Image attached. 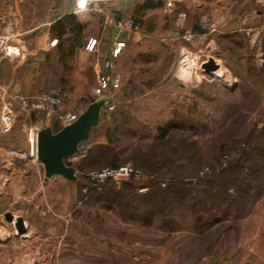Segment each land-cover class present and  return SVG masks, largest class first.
Masks as SVG:
<instances>
[{
    "label": "rangeland",
    "instance_id": "374dc122",
    "mask_svg": "<svg viewBox=\"0 0 264 264\" xmlns=\"http://www.w3.org/2000/svg\"><path fill=\"white\" fill-rule=\"evenodd\" d=\"M211 1L194 5L191 0H180L168 8L164 0H154V6L142 9L139 5L144 0H101L88 10L75 12L73 0H0V32L10 34L14 41H25L28 51L37 36L36 30H29L44 28L60 13H76L85 23L84 42L95 37L101 50L117 35L112 21L130 15L140 24L143 34L124 36L126 44L108 72L118 74L121 80L120 87L105 92L111 94L114 107L106 104L102 108L98 124L82 143L84 150L107 142L119 149L120 157L126 159L120 164L142 171L136 180L137 192L149 190L145 184L149 175L135 164L138 152L168 161L157 172L160 177L179 174L185 180L207 175L213 167L224 171L221 160L226 153H220V145L227 141L229 132L238 137L237 149L256 156L253 163L247 161L240 167L251 184L239 214L208 223L197 219L188 202L173 204L172 211L151 221L129 218L122 214L125 207L119 203L94 200L88 180L77 171L76 180L54 185L50 192L48 235L32 237L24 218L26 230L19 233L13 221L1 216L0 236H9L10 250L4 249V264H264V130H259L264 127V29L258 33L255 29L260 21L264 25V0L231 1L230 10L240 25L237 33L226 39L218 35L215 50L206 48L208 40L177 39L186 27L199 24L205 14L223 29L228 17L221 4ZM179 11L185 15L180 16ZM55 43L50 38L48 49L42 50L43 57L49 53L44 64L49 75L40 82L34 77L32 90L57 87L64 92V101L55 108L50 123H58L65 111L82 112L91 98L101 94L96 92V52L78 48L63 68L56 61ZM181 43L199 50L201 60L215 58L218 70L210 74L181 67ZM32 58L28 52L23 65H29ZM241 59L243 67L238 64ZM233 61L241 73H236ZM10 102L13 110L20 108L15 97ZM35 116L43 119L45 111L36 110ZM177 122L183 130L173 128L167 137L161 134L160 126ZM18 125L13 124L12 129L21 143L25 139L23 124ZM83 156L80 152L69 160L77 165ZM129 177L113 181L114 185L122 186ZM107 179L93 180L96 189L101 190ZM227 190L237 193L234 186Z\"/></svg>",
    "mask_w": 264,
    "mask_h": 264
},
{
    "label": "trees",
    "instance_id": "16d2710c",
    "mask_svg": "<svg viewBox=\"0 0 264 264\" xmlns=\"http://www.w3.org/2000/svg\"><path fill=\"white\" fill-rule=\"evenodd\" d=\"M154 0H144L139 8H148L154 6ZM135 20V23L140 24ZM44 28L39 30L35 28L36 35L40 32H47L51 39H56L55 51L57 52L56 61L59 62L63 68L68 67V61L73 59L78 48L84 47L85 43V23L74 12H65L55 15L52 20L44 25ZM196 34L203 31L200 23L193 26ZM210 36V35H209ZM126 44V40H125ZM106 48V47H105ZM48 51L44 54L40 62L38 73L34 75L39 82L47 77L48 71H45L44 64L49 60ZM261 68H263L261 66ZM264 81V78H262ZM261 80V82H263ZM45 82V80H44ZM35 87V83L33 84ZM61 89V88H60ZM62 90V89H61ZM36 92H31L33 94ZM90 100H93L91 98ZM34 110V114H35ZM99 122V121H98ZM54 131L62 127L60 122L55 121L51 123ZM98 124V123H97ZM91 128L90 132L93 128ZM173 128H183L181 122L175 124L163 125L159 130L163 136H168ZM183 130V129H181ZM259 130H264L261 127ZM89 132V134H90ZM260 132V131H259ZM234 132H229L227 141L221 143L220 153L224 151L226 156L224 160L226 165L224 171H218L214 167L207 175L197 176L196 180H185L182 175L176 174L169 178H162L157 175V172L167 164V160L163 157L161 159H154L150 155H145L143 152H138L134 156L135 164L144 168L149 175L145 184L149 187L146 192H137L136 188L138 182L134 176H130L128 180H124L122 186H115L113 180L108 178L103 184L101 190H97V184L88 175L91 167L100 166H118L125 162L126 159L120 157L121 151L115 148L111 143H94L85 150L80 145L81 151L84 152L82 161L74 165L76 170L84 176L91 188V195L94 200L106 199L111 201L112 205L119 203L129 218H142L144 220H153L155 217L166 215L167 211H172L173 204L180 202H188L194 215L200 221L217 222L226 219L230 216H237L239 214L240 205L246 201L249 196L250 182L247 176H242L240 167L243 163L250 161L253 163L255 153L250 157L249 153L241 152L236 145L238 137L234 136ZM89 136V135H88ZM162 136V138H163ZM252 138V136L249 135ZM86 140V139H85ZM248 143L250 138L247 139ZM167 143V141H166ZM228 158V159H227ZM68 164L71 161L66 158ZM202 165L196 167L198 171ZM85 167H90L85 169ZM234 186L237 189L236 194H230L228 188ZM87 200V199H86ZM110 205V204H109Z\"/></svg>",
    "mask_w": 264,
    "mask_h": 264
},
{
    "label": "crops",
    "instance_id": "0c3cea01",
    "mask_svg": "<svg viewBox=\"0 0 264 264\" xmlns=\"http://www.w3.org/2000/svg\"><path fill=\"white\" fill-rule=\"evenodd\" d=\"M191 1L192 4L195 5L200 4V2L203 0ZM231 1L232 0L211 1L222 5L224 16L228 17V20L225 24H223L222 30L218 26L217 31L219 32L210 34L208 43L206 44V48L208 47L210 50H215L218 48V35L221 38L223 37L226 39L228 38L227 35L232 36L236 30V27L240 25V21H237L238 16L235 14V12L232 13L230 10ZM178 13L180 16H182L181 13L185 14L184 11H179ZM34 29L35 28H32L29 31ZM255 29L257 30V33L264 29V25L261 23V21L256 25ZM115 38L116 35L113 36L111 43L107 45L106 48H103V50L99 49L100 52H96V55L93 58L95 71L98 68L104 73L109 72V69L105 66V61L111 57L110 50L113 47ZM49 40L50 36L47 32H40L36 36L35 42H33L30 51H28L32 54L33 58L27 66L26 64L23 65L26 61L17 62L11 59L0 60V219L1 216L7 211L15 212L14 214L24 218L25 224L29 228V233H33L32 237L34 235L42 236L49 234L47 232L49 221L46 218V214L49 212L50 208L48 203L50 192L54 185L61 183L66 184V182L70 180L61 175H54L52 177L46 178L42 163H37L29 159L16 158L12 160L8 154V149L11 147L25 148L27 146V127L35 120L36 116L33 112L31 115L26 114L20 108L14 110L15 121L13 124L16 126H19L18 124L20 123L23 124L22 131L25 139L20 143L17 135L15 134L16 129H12L13 124L11 128L7 130L3 128L1 114L2 105L4 102H10V99L16 97L17 95H21L24 92L28 94L29 92L31 93L32 90H35L33 85L35 83L34 75L38 73L37 67L43 58L42 50L48 49ZM53 40L56 41V39ZM83 48L85 50V45ZM231 55L232 54H230V56ZM236 59L237 58H234V60ZM232 64H234L233 66L236 69V73L242 72L238 66V64H240L243 67L244 62L242 59L238 61V64H235V61H233ZM19 116H21V118ZM51 119L52 118L46 120L45 123L51 124ZM58 122L60 121L58 120ZM20 192L22 195H20ZM19 201L22 203L19 204ZM2 227L3 225L1 224L0 220V229H2ZM28 236L30 235L28 234ZM8 239L9 236H6L5 238L3 236L1 238L0 236V264H4V249L6 248L7 251L10 252Z\"/></svg>",
    "mask_w": 264,
    "mask_h": 264
},
{
    "label": "built area",
    "instance_id": "2783aa9c",
    "mask_svg": "<svg viewBox=\"0 0 264 264\" xmlns=\"http://www.w3.org/2000/svg\"><path fill=\"white\" fill-rule=\"evenodd\" d=\"M101 0H74V11H83L90 9V6ZM180 0H164L166 7L172 8ZM184 16V13H181ZM115 29L117 30L116 38L114 39L113 47L110 50L111 57L105 61V66L112 70L115 66L114 60L119 55L123 46H125V35H130L131 33L143 34L141 30L138 29V25L135 20L130 15H123L120 18L112 21ZM202 32L196 34L192 26L186 27L183 34L177 35V39H183L189 42L193 40H198L199 42H205L209 39V35L218 30L216 23L208 15H203L200 20ZM11 37V38H10ZM85 49L88 51L100 52L97 46V39L95 37H90L85 45ZM28 53V46L25 41L17 42L12 39L10 34H4L0 32V60L1 59H11L17 62H23L26 59ZM179 55H180V66H187L191 71L204 70L203 64L206 62V58L200 59L199 50H192L185 44L179 45ZM210 58V57H209ZM215 59V58H214ZM215 61H217L215 59ZM185 68V67H184ZM218 70V69H217ZM216 72V70H214ZM97 93H105L110 89H116L120 87V77L118 74L109 75L108 73L102 72L97 68ZM65 98L64 92L57 87L42 90L33 94H21L15 97L16 102L20 106V109L26 114L31 115L34 110L45 111V117L42 119L35 118L27 127V146L25 148L11 147L8 149V154L11 159H29L37 163H41L37 158V132L44 126L46 120H49L56 107L60 106ZM107 106L113 108L114 105L107 103ZM79 113L74 111H65L59 115L60 123L62 126L70 124L73 122ZM1 120L3 122V128L6 130L11 128L13 122L15 121V113L10 102L6 101L2 105ZM222 166L226 165V161H223ZM88 175L92 180L97 182H103L107 178H111L115 182H119L122 178L134 176L139 178L142 176V171L138 168H134L130 164L124 163L118 166H105L99 169H91L88 171Z\"/></svg>",
    "mask_w": 264,
    "mask_h": 264
},
{
    "label": "water",
    "instance_id": "95a60500",
    "mask_svg": "<svg viewBox=\"0 0 264 264\" xmlns=\"http://www.w3.org/2000/svg\"><path fill=\"white\" fill-rule=\"evenodd\" d=\"M206 73H212L219 67L214 59L203 64ZM111 99L110 93H101L89 102L70 124L54 131L52 124L42 126L37 132V158L42 163L46 178L61 175L69 180H76L78 173L74 165L68 164L70 159L80 153L81 143L88 137L92 127L97 125L101 111ZM1 100V97H0ZM8 221H13L19 233L26 230L22 216H16L11 211L4 214Z\"/></svg>",
    "mask_w": 264,
    "mask_h": 264
},
{
    "label": "bare ground",
    "instance_id": "6f19581e",
    "mask_svg": "<svg viewBox=\"0 0 264 264\" xmlns=\"http://www.w3.org/2000/svg\"><path fill=\"white\" fill-rule=\"evenodd\" d=\"M185 66V65H184ZM186 68H187V66H185ZM221 71H222V69H221Z\"/></svg>",
    "mask_w": 264,
    "mask_h": 264
}]
</instances>
